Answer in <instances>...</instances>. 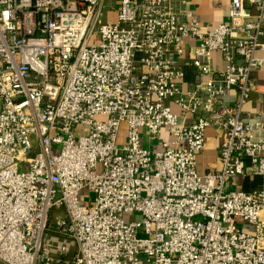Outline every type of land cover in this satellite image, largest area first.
<instances>
[{"label":"built area","instance_id":"obj_1","mask_svg":"<svg viewBox=\"0 0 264 264\" xmlns=\"http://www.w3.org/2000/svg\"><path fill=\"white\" fill-rule=\"evenodd\" d=\"M105 1L0 0V264H264V140L241 118L264 0L213 27L185 0H114L99 23ZM186 39L223 62L194 60L191 90L172 61ZM210 126L225 139L200 173ZM245 176L259 186L227 188Z\"/></svg>","mask_w":264,"mask_h":264},{"label":"crops","instance_id":"obj_2","mask_svg":"<svg viewBox=\"0 0 264 264\" xmlns=\"http://www.w3.org/2000/svg\"><path fill=\"white\" fill-rule=\"evenodd\" d=\"M230 0H185V16L183 20L196 22L200 26L213 27L224 20ZM180 7V5L178 4ZM182 7V6H181ZM111 19H114L112 16ZM183 53L180 56H174L172 61L182 69L184 76L181 84L184 90H191L196 84L204 78L198 75L195 67L192 65L194 60L208 63L212 68L222 66V58L216 52H206L198 47V42L194 39H186L182 42ZM263 59V66L254 74L255 90L249 94L248 99L242 106L241 118L252 131L256 140H264V52L256 53ZM237 94L234 90L226 91L222 100L226 105L232 106L236 100ZM171 109L178 114V107L171 103ZM180 121L191 122L193 115L186 118L178 117ZM162 137L170 140V135L163 131ZM225 139V134L214 126L205 130V141L203 150L197 155V170L202 173L213 170L218 167V148ZM143 146H146L144 143ZM260 184L258 176L235 177L228 183L230 190L251 191Z\"/></svg>","mask_w":264,"mask_h":264},{"label":"rangeland","instance_id":"obj_3","mask_svg":"<svg viewBox=\"0 0 264 264\" xmlns=\"http://www.w3.org/2000/svg\"><path fill=\"white\" fill-rule=\"evenodd\" d=\"M116 7H117V4L116 2H114V0H106L105 6H104V17L100 18L99 23H103L106 20H110L113 16V11L116 9ZM22 168H23V165L19 167V170H22ZM85 195H86V192L84 191L82 193L83 199L80 202L86 209L89 205V201L86 200ZM138 219H139V213L137 212L125 213L123 215V221L125 223L134 222V221H137Z\"/></svg>","mask_w":264,"mask_h":264}]
</instances>
